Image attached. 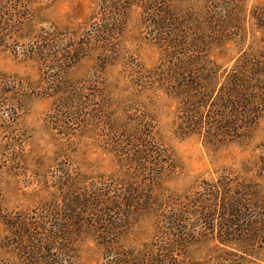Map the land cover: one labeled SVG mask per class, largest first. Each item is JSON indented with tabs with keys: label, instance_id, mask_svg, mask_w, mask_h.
I'll return each instance as SVG.
<instances>
[{
	"label": "rangeland",
	"instance_id": "1",
	"mask_svg": "<svg viewBox=\"0 0 264 264\" xmlns=\"http://www.w3.org/2000/svg\"><path fill=\"white\" fill-rule=\"evenodd\" d=\"M105 1L109 0H33L27 4L29 8L32 3L28 23L30 29L55 34L53 45L69 47L79 42L70 40L73 31L87 32L103 19ZM123 1L121 11H116L119 22L110 16L113 29H120L105 37L110 52L97 51L104 43L92 40L79 61L67 66L61 80L65 85L56 82V90L70 91L64 95L70 109L51 92L52 78L41 83L45 72L52 76L59 72L41 68L40 61L29 55V49L41 47L42 38L12 39L8 47H0V73L10 83L4 89L14 90L8 94L21 105L16 109L5 100L11 106L3 107L0 101V215L6 221L25 217L35 227L55 207L59 215L55 233L71 232L75 239L66 264H152L165 255L172 264H217L224 254L216 239L218 222L206 227L196 215L201 208L192 202L202 198L205 183L222 175L252 181L264 195V118L246 137L221 141L219 147L207 144L201 135H184L179 128L181 101L167 94L153 75L163 73V66L172 62L159 44L160 27L154 21L158 8L147 11L140 0ZM233 2H174L181 9L207 8L220 15L232 11L235 19H244L240 33L232 29L230 37L209 43V56L225 72L243 55L264 57V0ZM143 82L148 88L147 84L141 88ZM67 83L72 85L69 89ZM137 130L151 135L147 141L154 150L169 155L164 158L171 163L168 168L154 173L152 167L145 176L134 173L138 167L129 159L140 148L129 142L128 135ZM128 180L134 183V195L127 194ZM101 195L113 202L102 210L95 207L103 203ZM73 199L90 205L79 207V219L67 222L71 215L66 210ZM131 200H136L135 209L128 206ZM181 209L188 213L176 227L170 218ZM2 220L0 241L9 234ZM183 233H190L193 244L171 252ZM66 244L59 241L54 253L60 254L58 248ZM0 264L29 263L13 248L0 249ZM240 264H264V245L257 259Z\"/></svg>",
	"mask_w": 264,
	"mask_h": 264
},
{
	"label": "trees",
	"instance_id": "2",
	"mask_svg": "<svg viewBox=\"0 0 264 264\" xmlns=\"http://www.w3.org/2000/svg\"><path fill=\"white\" fill-rule=\"evenodd\" d=\"M33 0H0V47H8L11 40L20 41L23 38H32L37 41L42 38L43 43L37 47L29 49V55L36 61H40L41 68H48L59 72V75L52 76L50 73H44L41 83L52 78L53 87L50 89L53 94H59V103L64 102L66 106L68 98L64 95L70 91L64 89L56 90V82L65 85L63 79L67 75V70L72 62H78L81 54L85 52L84 47L88 46L92 40L98 39L103 42V46L96 48L100 52H110L104 41L105 37L119 34L120 29H113L110 16H113V22H119V15L116 11L123 8L122 0L105 1L103 19L91 28L82 33L75 30L70 35V40L78 43L71 46L52 44L54 36L46 31L45 28L35 30L30 29L29 13L32 9ZM233 3L239 5L243 0H233ZM145 10H152L157 7L158 11L155 16V24L159 25L160 35L159 44L172 62L170 65L163 66L164 72L161 74L153 73L159 77V84L167 89V94L181 101L180 113V130L184 135L197 134L205 138L207 144L221 146V141H236L237 138L246 137L258 122L264 118V57L263 60H255L253 57L243 55L229 72L222 71L221 65L216 64V60L211 59L208 54L211 47L210 42L222 37H230L232 29L237 33L242 31L244 19H235L234 12H228V15H220L221 12L211 9H202L198 12L193 7L179 8L175 6V0H140ZM132 6V5H131ZM110 7V8H109ZM25 10V11H24ZM188 11V12H187ZM190 13V14H189ZM92 29V30H90ZM113 30V32H112ZM114 33V34H113ZM61 34L60 36H62ZM53 39V40H54ZM60 39V38H59ZM32 41V40H31ZM36 41H33L34 44ZM109 42V41H108ZM99 43V44H100ZM207 54V55H206ZM7 75L0 73V97L3 100V107L9 102H13L16 109L21 105L13 95L8 94L11 91L4 89L8 85L5 78ZM224 80L223 83H220ZM18 82H14L16 85ZM148 88V83L143 82L141 88ZM72 85H68L69 89ZM42 88V87H41ZM63 88V87H61ZM75 93L78 94L76 91ZM74 93V94H75ZM49 93H47L48 95ZM71 94V93H70ZM68 94V95H70ZM15 99L11 101L8 99ZM53 96V95H50ZM63 96V97H62ZM72 96V95H71ZM5 100H9L5 101ZM9 116L14 118L13 113ZM10 125L6 128H11ZM129 142L138 152L130 157L131 163H135L141 176L150 174V170L161 171L164 167L168 168L171 163L164 158L169 157L165 151H158L152 148L147 141L151 138L150 134H144L143 131L137 130L130 135ZM225 144V143H223ZM141 146V147H139ZM158 158V159H157ZM144 162V163H142ZM148 165L150 168L148 169ZM157 167V168H155ZM134 175V174H131ZM125 185L127 194L134 195L136 190L134 183ZM204 194L199 200L192 202L193 205H199L201 211H196L198 220L207 227L209 224L218 222L219 230L217 236L218 246L223 255L217 260V264H240L242 261L249 262L252 258L257 259L259 248L264 245V195L252 181H240V179L219 176L212 184L205 183ZM137 194V193H135ZM125 196V195H124ZM102 198L101 205L96 208H104L109 201L105 195ZM77 199L71 200L66 212L71 215L70 219H79L78 208L87 207L90 204L82 203ZM130 208L137 206L136 200L127 201ZM81 203V204H80ZM145 206V205H144ZM189 206H185L187 209ZM152 210L151 205H146V210ZM188 212L183 209L170 218L176 227H181L180 223L184 221V216ZM57 216V217H56ZM58 213L55 207L51 208L48 216L39 225L33 227L30 221L25 217L21 219L6 221L7 217L0 215L7 228L8 236L0 241V249L8 251L17 249L20 255L29 264H66L72 258L70 253V243L75 239L72 238L71 232L59 234L55 233V221L58 220ZM107 216V215H106ZM216 218L217 220H215ZM107 224L108 219H102ZM121 220V219H120ZM169 220V221H170ZM213 220V221H212ZM50 225H54L53 228ZM50 226V227H49ZM62 225H58L61 227ZM115 223L111 225L115 229ZM175 228V227H174ZM190 233L179 236L174 244L171 245V252L177 249L188 248L192 245ZM59 241L67 243L64 247L58 248L60 254L54 253V247ZM167 255H165L166 257ZM162 257V259L152 260V264H172L171 257Z\"/></svg>",
	"mask_w": 264,
	"mask_h": 264
}]
</instances>
